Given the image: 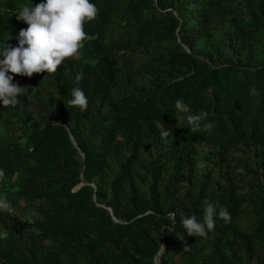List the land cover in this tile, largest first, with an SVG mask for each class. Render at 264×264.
I'll list each match as a JSON object with an SVG mask.
<instances>
[{"label": "trees", "instance_id": "trees-1", "mask_svg": "<svg viewBox=\"0 0 264 264\" xmlns=\"http://www.w3.org/2000/svg\"><path fill=\"white\" fill-rule=\"evenodd\" d=\"M25 1L0 0V38L11 46L28 27L16 19ZM91 2L97 13L78 56L55 73H9L22 89L0 115L21 134L0 146V184L14 183L25 207L23 216L0 210V264H155L161 244V264H264V162L262 175L245 161L224 169L230 155L246 160L250 143L264 157V64L215 65L187 50L207 36L223 0ZM251 25L264 32V7ZM73 87L88 98L83 112L67 104ZM177 100L190 108L178 118ZM202 111L213 128L191 132L186 115ZM196 144L209 147L206 159ZM205 200L231 221L216 215L206 238L189 236L180 217L202 223Z\"/></svg>", "mask_w": 264, "mask_h": 264}, {"label": "clouds", "instance_id": "clouds-1", "mask_svg": "<svg viewBox=\"0 0 264 264\" xmlns=\"http://www.w3.org/2000/svg\"><path fill=\"white\" fill-rule=\"evenodd\" d=\"M97 8L91 0H42L35 6L23 5L16 14L18 21H24L28 27L21 29L16 37L17 46H7L0 52V103L2 106H16L21 87L13 83V75L32 77L38 73H55L62 63L72 57L79 55L82 42L86 40L87 33L84 31L85 21H91L96 17ZM82 74L76 75V81L82 79ZM255 86L251 94H256ZM72 99L68 105L78 107L81 112L88 108V98L79 87L71 89ZM67 107V106H66ZM177 110L176 118L180 114H188L190 108L182 100L175 102ZM208 117L207 112H199L194 115H186L187 124L191 132L201 130L210 131L213 128L211 123H202ZM170 133L162 132L167 136ZM198 167L204 164L198 163ZM4 172L0 170V177ZM204 220L198 222L195 215L181 216L180 222L187 230L189 236L206 238L208 233L214 230L216 215L225 224L231 221V214L226 209H217L212 203L204 201ZM0 209L10 211L11 204L6 197H0ZM168 219L172 224L176 223V213L170 211ZM157 252L155 264H161L160 257L165 251L164 245ZM189 250L185 244L184 251Z\"/></svg>", "mask_w": 264, "mask_h": 264}, {"label": "rangeland", "instance_id": "rangeland-1", "mask_svg": "<svg viewBox=\"0 0 264 264\" xmlns=\"http://www.w3.org/2000/svg\"><path fill=\"white\" fill-rule=\"evenodd\" d=\"M177 1V0H176ZM34 0H26L25 5L33 3ZM168 2V1H166ZM177 3H181V0H178ZM222 6H225V10H222L219 14L215 15L210 31L207 36L201 38L196 44L194 50L187 48V50L194 55L207 59L209 62L215 65L231 64L238 63L239 61L245 65L251 67H257L264 64V32L262 30L256 31L252 24V15L260 12V9L264 7V0H223ZM22 21V20H20ZM195 21V20H194ZM193 21V22H194ZM240 24L244 29L243 34H238L235 32L234 24ZM6 40V38H4ZM0 38V52L3 51L4 46L7 42ZM12 40L10 36L7 37V41ZM138 59L143 58V53L138 52ZM21 134L18 130H13L6 123L4 116L0 115V146L7 145L12 141H15L17 137ZM194 148L197 151V155L200 160L206 159V156L209 153V147L202 144L194 145ZM247 151L250 156L246 160L238 158L236 155H230L227 158V161L224 163L225 168H233L238 162L245 161L248 166L256 167L260 169V165L264 162L263 152L261 148L253 143L247 145L244 152ZM261 151V152H260ZM243 152V153H244ZM259 153V154H258ZM148 160H145L143 164L138 167L136 173V181L138 183L145 182V171H147ZM213 163V162H212ZM238 168L237 173L244 175L243 166ZM261 170V169H260ZM263 174V171H260V175ZM261 184H264V176L260 179ZM229 184L224 181L223 184ZM239 193H247L250 190L248 185H245L240 179L236 181L235 184L240 185ZM3 190L5 191L6 198L11 204V209L17 215L23 216V208L25 203L18 199L14 193L15 185L14 183H1ZM257 187L255 189H259ZM264 191V187L262 188ZM183 191H186V188H183ZM0 237L4 238L5 234L0 231ZM161 260V257L159 258Z\"/></svg>", "mask_w": 264, "mask_h": 264}, {"label": "built area", "instance_id": "built-area-1", "mask_svg": "<svg viewBox=\"0 0 264 264\" xmlns=\"http://www.w3.org/2000/svg\"><path fill=\"white\" fill-rule=\"evenodd\" d=\"M3 189H4L3 186L0 184V197H6V193H5V191ZM0 210H3V209H0ZM9 213L14 215L13 210H10Z\"/></svg>", "mask_w": 264, "mask_h": 264}, {"label": "water", "instance_id": "water-1", "mask_svg": "<svg viewBox=\"0 0 264 264\" xmlns=\"http://www.w3.org/2000/svg\"><path fill=\"white\" fill-rule=\"evenodd\" d=\"M110 211H112L111 209H109Z\"/></svg>", "mask_w": 264, "mask_h": 264}]
</instances>
